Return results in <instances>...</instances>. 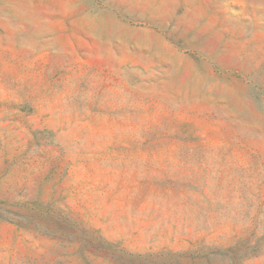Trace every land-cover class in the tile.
<instances>
[{
	"label": "rangeland",
	"instance_id": "rangeland-1",
	"mask_svg": "<svg viewBox=\"0 0 264 264\" xmlns=\"http://www.w3.org/2000/svg\"><path fill=\"white\" fill-rule=\"evenodd\" d=\"M0 264H264V0H0Z\"/></svg>",
	"mask_w": 264,
	"mask_h": 264
}]
</instances>
